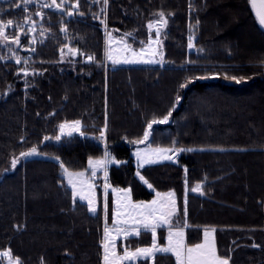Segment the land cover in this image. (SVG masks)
<instances>
[{"label":"trees","instance_id":"1","mask_svg":"<svg viewBox=\"0 0 264 264\" xmlns=\"http://www.w3.org/2000/svg\"><path fill=\"white\" fill-rule=\"evenodd\" d=\"M76 3L54 9L39 0H0V21H13L7 38L20 41L0 43V254L10 251L21 264H104L112 194L98 188L93 213L74 199L63 171L86 172L90 159L108 152L118 163L109 168V183L130 190L134 202L175 194L171 229L181 227L188 246L215 229L218 254L229 264H264V30L249 0ZM159 12L168 21L161 28L164 63L108 64L107 36L141 50L155 37L148 24ZM69 49L77 56L64 63ZM169 111L171 124L153 129L150 146L169 149L175 141L193 151L144 168L150 190L136 175L128 144L142 141L153 119ZM75 120L83 136L62 137L59 126ZM33 148L37 157L17 161ZM197 184L203 195L191 191ZM158 231L159 246H166L167 229ZM151 243L143 231L125 245L135 251ZM130 264H175V257Z\"/></svg>","mask_w":264,"mask_h":264},{"label":"snow or ice","instance_id":"2","mask_svg":"<svg viewBox=\"0 0 264 264\" xmlns=\"http://www.w3.org/2000/svg\"><path fill=\"white\" fill-rule=\"evenodd\" d=\"M33 0H23L24 4H30ZM66 0H60L59 3H57V0H52L51 4H44L43 7L50 8L55 7L57 9H63V6L65 4ZM108 0H104V3L107 4ZM249 3L252 5L256 17L258 18L259 24L264 27V0H259V3H257V0H249ZM20 5H17L19 7ZM73 8L79 7V0H77V3L72 5ZM37 15H42L41 13H36ZM68 15H72V12H68ZM159 19L156 21L150 22L148 24V28L151 30L155 27L156 29V36L157 38L160 35V29L165 27L167 25V19L165 18L164 12L157 13ZM13 25V21L11 19L7 20L6 22L0 21V36H3L5 40H7V36L5 35V30L9 26ZM64 29H62L63 31ZM43 35V33H41ZM130 35V34H129ZM110 36V34H109ZM13 42L19 44V38L15 37ZM189 47H192L191 37L189 38ZM34 51V49H33ZM70 52H73L75 54V50L69 49ZM144 49H141V52H143ZM153 54H155V51H153ZM107 58L109 60H113V63H118L119 61H116L113 59V56L109 53H106ZM135 55V53H133ZM94 57L88 56L87 60L92 61ZM17 63H20L19 58H17ZM125 62H130L128 60H125ZM149 63L153 61H147ZM25 75L28 73L25 71ZM231 79L235 80L237 83L241 82L243 80V77L237 79L236 77H232ZM191 82V81H190ZM187 85H181V87H186ZM179 97L177 98V102L179 101ZM171 111H169L168 115H166L161 120L153 119L152 123L148 125V128L151 129L152 124L155 123H165L167 122L168 118L171 116ZM81 127V121L75 120L70 123L66 122L59 126L61 134H65V129H69V131L66 133L67 135H71L72 132L79 131ZM107 127V124H105V128ZM104 136V131L101 130V137ZM149 136V132L146 131L144 133V139H147ZM47 139V137H45ZM57 140L60 139V136L56 137ZM176 142L173 141V147L169 149H156V153L163 154V159H172L171 155H168L169 152H172L173 154L183 152V151H193V149L188 148H177L175 147ZM36 154V149L33 148L29 152L21 153L22 156H32ZM138 158L140 157V154L137 153ZM110 153L105 152L103 159H97V160H89V167L92 168V175L95 176L96 169L98 168H105V177H107V171H106V165L108 163L113 162L109 159ZM58 159V157H57ZM142 162H153L144 160L141 158ZM16 161H13V167L15 166ZM61 167L63 168V164H61ZM65 172H67V169H65ZM73 174H69L71 177ZM76 176L82 177L84 175L83 172L75 174ZM143 179V178H142ZM69 183L73 185V195L74 197L76 195H79L81 199H87L88 200V206L89 211L96 212L95 207V200L94 197L91 195V189L93 188V185H88L89 188V195L85 196L82 192H76L75 191V184H73L72 180L69 179ZM107 188L108 185H105ZM151 187V185H149ZM114 191H117L114 189ZM125 193L124 199L127 200V204L124 205L125 208L130 209L128 215L133 220V223L137 225V227H134L131 229V233L135 235L140 234V229L142 228L144 231H150L152 234V243L148 247H139L136 248L135 251L129 252L127 249H125V253L123 256L117 257L116 252L114 251V244L110 245L107 242V238L109 236V229L105 228V243L103 245L105 255H104V261L105 264H115V261L118 260H129V259H136V258H143L146 260H155L156 253H171L175 257V264H229L230 257H222L218 254L217 247L214 241L213 233L215 232V229H205L203 233V241L201 243H196L191 246H188L185 243L184 239V231L181 227H177L175 231L171 230L172 220L171 218L176 212V202L173 199L174 193L169 192L165 194L157 193V200L151 201L150 204H144L143 202L139 204H133L131 203L130 195L128 194V190H118ZM192 192H200L201 195H203V191L201 190V186L197 184L195 187L191 188ZM186 204V201H185ZM107 208V205H105V209ZM139 210V211H137ZM122 215V213L117 210L114 212V223L117 221L115 220V217ZM185 215H186V208H185ZM136 217H139V219H136ZM123 223H128L127 220H124ZM163 225H169V234H168V243L166 246H159L156 241V229L158 227H161ZM119 234V233H118ZM124 234L128 235L129 230L124 229ZM257 246V245H253ZM3 257L11 258V252L10 251H4L2 254ZM110 256L112 259H110ZM9 264H21V261L19 258H16L15 261L9 259Z\"/></svg>","mask_w":264,"mask_h":264},{"label":"rangeland","instance_id":"3","mask_svg":"<svg viewBox=\"0 0 264 264\" xmlns=\"http://www.w3.org/2000/svg\"><path fill=\"white\" fill-rule=\"evenodd\" d=\"M38 1V0H37ZM40 2L44 4H51L52 0H39ZM60 1V0H57ZM34 3L38 4L37 2L34 1ZM43 4V5H44ZM54 9H57L55 7H51ZM152 31L155 32V37H153L148 45H146L143 49L144 51L141 52V50H134L124 39H119L117 37H114L112 35L107 36V52L113 56V59L116 61H119L118 63H113V60H109L106 55V60L107 63L110 64L112 67L119 68V67H141V66H158L162 65L164 63V54H163V37H162V30L160 29V35L157 38L156 36V29L155 27L152 29ZM6 35V31H5ZM7 36V35H6ZM0 43L1 44H14L17 46V43L12 41H9L8 38L5 40L3 36H0ZM153 51H155V54H153ZM135 53V55H133ZM77 56V52L73 54V52H70L69 50H66L63 54V62L64 63H69L70 59L75 58ZM125 60H128L130 62H125ZM147 61H153L151 63ZM217 78H210L208 81H215ZM172 122V116H170L165 123H155L152 124L151 129H147L149 132V136L147 139H142V141L134 143V144H128L130 147L133 148L132 150V158L134 159L135 167L137 169V177L138 179L146 185L150 190H152L149 185H147L142 179L141 171L149 166H155V165H160L163 163H171V162H177V159L174 157L175 155L172 152H169L168 155L172 156V159H163L162 155L160 153L155 152V148H152L150 146V141L152 137V131L155 127L157 126H165L169 125ZM69 131V129H65V134L60 135L62 137H72L75 135L83 136L82 134V127H80L79 131L72 132L71 135H67L66 133ZM159 149V148H158ZM137 153L140 154V157L143 158L144 160L148 161H153V162H142L141 158H138ZM37 153L32 156H20L17 161H23V160H28L34 157H37ZM110 160L113 162L108 163L106 165V171H107V177H105V168H98L96 169V174L95 176L92 175V168L89 167V170L86 172H83L84 175L82 177L76 176L75 174L77 173H72V172H65L63 171V177L65 179L66 185L74 192L73 185L69 183V179L72 180L73 184H75V191L76 192H82L85 196L89 195V188L88 185H93V188L91 189V195L94 197L95 200V207H96V212L98 210V202H97V196H98V188H101L104 191L105 197L107 194L111 193L112 194V202H113V214L110 219L109 226H106L109 229V236L107 238V242L110 245L114 244V251L116 252L117 257L123 256L125 253L126 247V241L132 238H138L140 234L144 231L142 228L140 229V234L135 235L131 233V229L134 227H137L133 223V220L129 217L128 213L130 209H127L124 207V205L127 204V200L124 199L125 193L118 191L121 190L120 188H115L109 183V177H108V171L109 168L113 165H117V161L112 158L111 156L109 157ZM81 173V172H80ZM71 175V177L69 176ZM101 181V185L99 182ZM105 185H108L106 188ZM117 190V191H114ZM128 194L130 195L131 203L133 204H139L141 202H134L130 190H128ZM76 201L85 203L88 205V200L87 199H81L79 195H76L74 197ZM157 194L155 195V198L153 200H157ZM173 199L176 202V211H177V199L174 194ZM152 200V201H153ZM144 204H150L151 202H143ZM119 210L122 215L115 217V220L117 221L114 223V212ZM139 211V210H137ZM94 212V213H96ZM106 213V211H105ZM176 213V212H175ZM175 215V214H174ZM173 215V217H174ZM173 217L171 220L173 221ZM136 219H139V217H136ZM124 220H127L128 223H123ZM168 227L169 225H163L161 227H158L156 229V241L158 244V229L159 228H166L167 229V236H166V241L168 242V234L169 230ZM124 229L129 230V234L125 235L124 234ZM150 232V231H149ZM119 233V234H118ZM184 239H185V233H184ZM104 243H105V232H104ZM103 243V245H104ZM167 244V243H166ZM159 245V244H158ZM129 252H133L134 250L127 249ZM158 254H165V253H156ZM166 254H171V253H166ZM105 255V251H104ZM6 258V264H9V259L8 257ZM110 259L112 257L110 256ZM140 260H145L143 258H136V259H129V260H116L115 264H130V263H136ZM15 261V260H14ZM152 261V260H151Z\"/></svg>","mask_w":264,"mask_h":264},{"label":"crops","instance_id":"4","mask_svg":"<svg viewBox=\"0 0 264 264\" xmlns=\"http://www.w3.org/2000/svg\"><path fill=\"white\" fill-rule=\"evenodd\" d=\"M175 158H177V155H175L174 156ZM201 190H202V187H201ZM195 194H198V195H201L200 194V192H195ZM172 226V225H171ZM169 228L170 227H168V230H169ZM172 231H175L174 229H171ZM209 230H211V229H209ZM184 231V230H183ZM184 233H185V231H184ZM213 237H214V241H215V244H216V247H217V241H216V231L213 233ZM203 239H204V237H203ZM185 242H186V235H185ZM166 243H168L167 241H166ZM167 245V244H166ZM167 255H172V254H167ZM173 256V255H172ZM104 264H105V261H104Z\"/></svg>","mask_w":264,"mask_h":264},{"label":"water","instance_id":"5","mask_svg":"<svg viewBox=\"0 0 264 264\" xmlns=\"http://www.w3.org/2000/svg\"><path fill=\"white\" fill-rule=\"evenodd\" d=\"M257 3H259V0H257ZM251 6H252V5H251ZM252 9H253V7H252ZM253 12H254V15H255L256 20L258 21V18L256 17V14H255L254 9H253ZM258 23H259V22H258ZM259 25H260V24H259ZM260 26H261V25H260ZM261 28L264 30V27L261 26ZM54 144H55V145H59L60 142H54Z\"/></svg>","mask_w":264,"mask_h":264}]
</instances>
